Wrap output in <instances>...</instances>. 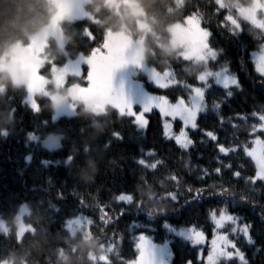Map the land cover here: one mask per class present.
Returning a JSON list of instances; mask_svg holds the SVG:
<instances>
[{
	"label": "trees",
	"instance_id": "obj_1",
	"mask_svg": "<svg viewBox=\"0 0 264 264\" xmlns=\"http://www.w3.org/2000/svg\"><path fill=\"white\" fill-rule=\"evenodd\" d=\"M135 1L148 23L143 42L146 64L170 71L176 80L162 88L139 73L148 91L172 101L178 96L188 99L203 72L221 67L237 83L225 87L208 81L205 107L196 120L199 127L188 129L193 143L184 149L174 138L165 137L156 109L146 114L149 122L144 129L110 105L96 113L77 102L73 114L54 118L49 97L36 95L38 108L31 107L25 101L26 88L0 71V218L9 229L7 235L0 232V260L62 264L63 251L69 264H127L137 256L141 234L156 243H169V264H201L199 246L172 230L195 226L208 239L214 231L210 210L223 208L245 223L250 241L235 235L242 256L222 257L215 264H264V179H254L256 168L245 151L253 140L252 126L264 115V75L251 59L264 42V29L244 18H238V27L220 26L225 16L236 13L235 7L249 6L252 0H225L222 9L215 0ZM84 8L88 15L60 22L63 49L48 38L47 60L40 68L44 75L51 78L54 66L90 54L108 30L125 28L133 38L143 33L128 6L120 5L118 12L106 0H89ZM54 9L50 0H0V55L15 42H28L48 23ZM192 16L202 19L201 26L210 31V47L217 50L214 59L196 60L170 47V25ZM180 123L175 120V125ZM29 133L40 139L30 140ZM49 135L60 138L59 147L43 145ZM221 146L232 150L226 155L219 151ZM140 159L146 165L162 163L151 170L141 166ZM89 164L95 165L96 173L85 180ZM129 193L131 202L116 200ZM22 204L28 207L23 220L31 229L17 237L15 216ZM153 207L164 211L150 215Z\"/></svg>",
	"mask_w": 264,
	"mask_h": 264
},
{
	"label": "rangeland",
	"instance_id": "obj_2",
	"mask_svg": "<svg viewBox=\"0 0 264 264\" xmlns=\"http://www.w3.org/2000/svg\"><path fill=\"white\" fill-rule=\"evenodd\" d=\"M50 1L55 9L51 12L48 23L44 27H41V29L33 34L30 38H28V42H15L10 45L8 50L4 51V53L0 55V71L9 73L12 81L15 84L23 85L26 88L25 101L31 107L35 109L38 108V103L35 101V97L36 95L41 94L49 97L53 102L54 118L60 115L73 114L75 111V104L77 102H82L87 107V109H90L96 113L102 112L105 109L104 107L107 105L116 108L120 112V109L113 102L112 98L118 96L121 91L123 92L131 107L137 112L141 110L143 104L146 103L150 97L153 99L158 97V103L167 105V101L163 99L165 95L148 91L143 85V79L138 75L139 73L144 74L149 81H152L155 83V85H158L162 88L176 83V80L173 75L170 74V71L160 72L154 69L152 66L146 64L144 59L143 42L145 40L144 32L147 31L148 23H146L147 21L144 13L142 12L143 10L141 7H139L135 0H106L107 4L114 7L118 12L120 5L128 6L131 10V13H133L137 18L136 23L138 28L143 32L139 35V37L133 38L130 34H128L125 28H122V30L120 29L118 31L108 30L105 34L103 43L94 48L119 52L123 61L122 66L116 68L112 73V89L109 93L105 94L98 90L91 89L90 82L86 80L90 67L88 63L89 54H82L76 58H68L65 64L61 66H54V68H52L53 73L51 78L41 73L40 68L47 60L46 56L44 55V47L47 44L48 38H54L58 48H64L65 39L63 37L64 35L62 33L61 27H59L60 22L62 20L79 19L88 15V13L85 11L84 4L89 0ZM176 1L177 3L181 2V0ZM215 1L219 3L220 6H225V0ZM235 8L236 13L228 15L232 25L238 27V18H244L259 28L264 29V0H252L249 6H237ZM169 29V32L171 33L170 47L174 50L179 49L183 55L201 61L214 59L217 56V50L211 48L208 45L206 30L201 26L199 20H197L196 17L192 16L184 23H173L170 25ZM259 48L260 49L252 52L251 59H253L254 65L258 63L257 53L259 57L264 58V42ZM206 73H213V75L207 76L204 82L198 81L197 85L192 86L189 97L194 95L195 87H202L204 92L209 80H212L211 82L213 83H217L218 79L221 81H228L227 86L234 85V83H231V81L233 79L236 80L234 76L227 73L225 67H221L216 70H207L203 72L199 78ZM69 76L81 79L82 81H85V83H80L78 80L68 83L67 78ZM217 84L224 85L223 83ZM203 92L202 97L204 96ZM197 102L202 103L203 106L202 110L199 111L200 113L204 110V101L203 99L200 101L199 98H197ZM167 107L169 110H173V107H179L181 110H183L186 106L183 104H177L176 106L167 105ZM146 114L147 113L144 115L146 116ZM145 119L147 118L145 117ZM162 119L163 128L165 124L170 125L168 129L169 137H172L176 140V137L180 135L182 122L175 125V120H179V118L173 119L172 117L162 116ZM136 125L139 128H145L144 126L139 125V123H136ZM189 128H191L190 125L184 126L186 132ZM186 138L190 139L188 133ZM184 139L185 137H181V140ZM245 151L248 153L250 149L246 147ZM258 171L259 169L256 168V172L254 174L258 173ZM254 179H257L256 176H254ZM27 213L28 207L25 204L20 205V208L18 209L15 216L17 237H21L27 230L31 229V226L28 224L26 225L23 220V217ZM230 215L234 216L233 214ZM234 217H236V215ZM236 218L237 221L235 224H231V222H225L220 228H217L215 222L212 220L214 224L212 236L208 239L205 236L204 241H201L199 244H197V246H199V255L201 250L203 251L202 259L204 260L205 264H208V255L211 252V241L214 235L228 234L230 239L234 242V245L235 241L232 237L235 235H242L247 238L248 241H250L248 227L244 222L240 221L239 217ZM0 222H3L5 225V221L2 218H0ZM230 228H234L235 231L230 232ZM241 229H244V231H241ZM172 232L174 235L182 237L185 240H189L191 243L192 240L197 238V233L191 232L190 227L173 229ZM185 232L189 234L191 239L186 238L185 235L182 234ZM200 235L203 236L204 233H200ZM141 236H143L145 240L155 246V250L157 252V261L163 259L166 264L170 263L169 261L172 256V252L167 241L164 243H156L149 237L140 234L137 239V245L140 243ZM206 246L208 248H206V251L204 252V248ZM161 255H163V257H161ZM232 256L237 257L242 256V254L235 247V253Z\"/></svg>",
	"mask_w": 264,
	"mask_h": 264
},
{
	"label": "snow or ice",
	"instance_id": "obj_3",
	"mask_svg": "<svg viewBox=\"0 0 264 264\" xmlns=\"http://www.w3.org/2000/svg\"><path fill=\"white\" fill-rule=\"evenodd\" d=\"M217 8L222 9L217 3ZM202 19L199 21L201 24ZM229 17L225 16L224 20L221 22L220 26H226L227 23H230ZM242 27L239 29V31H242ZM208 39V44L211 46V33L210 31L206 30ZM235 33V32H233ZM257 60L258 63H256L254 66L256 67L257 71L264 75V58H261L258 56L257 53ZM89 71L88 75L86 77V80L90 82L91 89L98 90L100 92H103L105 94L109 93L112 89V73L116 68H119L122 66V59L119 52L112 51V50H104L101 48L93 49L92 52L89 54ZM209 75H213V73H206L202 75L198 81L204 82L206 80V77ZM217 83H223L225 87H227L228 81H221L217 80ZM231 83H237L235 79L231 81ZM206 86V85H205ZM202 87H195L194 88V95H191L189 99H185L183 96H178L176 101L170 100L167 96L163 97L165 101H167V105L176 106L177 104H183L186 107L181 110L179 107H173V110H169L167 105L160 104L157 102L158 97L155 99L149 98L146 103L143 104V107L139 112H137L135 109L131 107L127 99L125 98L123 92L121 91L120 94L116 97H113V102L118 106L120 109L121 115H128L131 117V121L133 123H139V125L146 127L148 124V120L145 119V113L151 112L153 109H156L159 111V113L162 116L166 117H172L173 119L179 118V121L182 122V127L180 130V135L176 137V143L184 149H187V147L193 143L191 139H187V132L184 129V126L190 125L193 130H196L199 125L196 123L197 116L200 110H202V103L197 102V98H199L200 101H202ZM230 95V93H229ZM126 106V109H125ZM216 107H219L217 104ZM259 121H261L258 124H254L252 126L250 135L253 136V140L251 143H249L248 148L250 151H248V155L250 159L253 162V165L255 168H258V173L255 174L256 178H264V136L258 135V133H264V115H261L259 118ZM170 125L165 124L164 125V135L166 138H169V129ZM113 135H116L118 138V133H113ZM207 136H209L212 140L218 142L217 136H215L212 132H207ZM181 137H185L184 140H181ZM254 145V146H253ZM232 149H226L224 147H220L219 151L224 154H228L229 151ZM240 148L237 146L235 148V151H239ZM154 154V153H150ZM71 160V157L68 158ZM138 163L141 166L150 168L151 170H155L159 165H161L162 161H157L153 164H145V161L143 159L138 160ZM154 165V167H153ZM230 166V165H229ZM218 172L220 170H215ZM171 179L174 181L179 182L178 177L175 175L170 176ZM202 189H196L195 192L197 194H200ZM220 191H225V189H221ZM170 198L175 201L176 196L171 195ZM117 201H123V202H131L132 197L131 194L126 195H120L116 197ZM81 204H83V200H81ZM123 214V209L120 211L119 216ZM210 216L211 219L215 222V225L217 228H220L224 225L225 222H231V224H235L237 221V218L228 214L225 209L218 208L215 210H210ZM118 218V217H117ZM167 226V225H166ZM191 232L197 233V238L195 240H192L193 245L199 244L201 241L203 242L205 239V234L203 236L200 235V233H203V230L198 231L195 226L190 227ZM235 231L234 228H230V232ZM241 231H244V229H241ZM185 235L186 238L191 239L189 234L187 232L182 233ZM137 256L133 259L127 261V264H166V262L161 259L157 261V252L155 250V246L152 245L150 242L145 240L143 236L140 237V243L136 246ZM235 253V245L234 242L230 239V236L228 234H220V235H214L213 239L211 241V252L208 255V264H215V262L220 259L221 257L229 258ZM163 257V255H161ZM201 257V264H203V251L201 250L200 253ZM100 264H105V261H101ZM186 264H192L191 261H187Z\"/></svg>",
	"mask_w": 264,
	"mask_h": 264
},
{
	"label": "clouds",
	"instance_id": "obj_4",
	"mask_svg": "<svg viewBox=\"0 0 264 264\" xmlns=\"http://www.w3.org/2000/svg\"><path fill=\"white\" fill-rule=\"evenodd\" d=\"M0 131H2V130H0ZM28 137L30 140H39L40 139V137L35 136L32 133H29ZM59 139H60L59 137H54V136L49 135L48 137L43 139L42 143L45 147H49V148L59 147L60 146L59 145ZM69 157H71V156H69ZM95 173H96L95 165L89 164L88 170L84 175V179L85 180L93 179ZM157 211L163 212L164 208L163 207H160V208L153 207L149 210V214L151 215ZM8 231H9V229L4 225V223L0 222V232H3L5 235H7ZM59 258H60L62 264H69V257L63 251L59 252ZM0 264H8V261L0 260Z\"/></svg>",
	"mask_w": 264,
	"mask_h": 264
}]
</instances>
